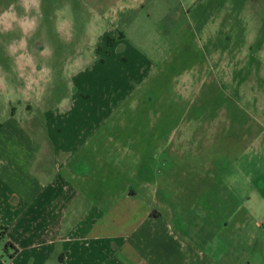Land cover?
Listing matches in <instances>:
<instances>
[{
  "label": "rangeland",
  "instance_id": "374dc122",
  "mask_svg": "<svg viewBox=\"0 0 264 264\" xmlns=\"http://www.w3.org/2000/svg\"><path fill=\"white\" fill-rule=\"evenodd\" d=\"M192 1L0 0V137L11 120L12 133H33L53 174L86 140L70 168L89 162L97 203L107 185L133 194L161 177V201L147 202L159 209L147 211L172 226L179 250L203 264H264V133L252 139L260 129L243 121L258 107L242 105L247 88L264 99V80L235 89L264 67V0ZM184 131L201 133L187 150ZM129 214L112 230L139 222ZM134 238L145 260L168 263L164 230Z\"/></svg>",
  "mask_w": 264,
  "mask_h": 264
},
{
  "label": "crops",
  "instance_id": "0c3cea01",
  "mask_svg": "<svg viewBox=\"0 0 264 264\" xmlns=\"http://www.w3.org/2000/svg\"><path fill=\"white\" fill-rule=\"evenodd\" d=\"M191 3L195 4V0ZM188 6L190 3H185L184 9H188ZM217 33L218 30L214 31L212 37ZM209 37L211 36H208L207 42H216ZM248 56L245 54L239 58L247 59ZM224 57L221 53L212 55L215 59ZM247 74L248 76L242 80L236 78L235 82L238 85L235 84V89H243L264 80V67L249 68ZM247 89L250 92L244 95L242 105L252 103L257 106L260 118L248 115L243 121L244 128L246 131L251 127L260 129L252 138L256 141L264 133V99L260 98L253 102L251 88ZM175 103L180 102L176 100ZM175 103L173 102V105ZM203 119L204 114L188 121L200 123ZM14 126L16 124L12 120L7 122L9 131L4 130L3 136L0 137V228H8L3 244L10 242L14 246L5 249L4 254L0 253V264H154L149 259H144V256L148 255L145 252L148 251L145 247L147 244L137 243L135 238L131 243L128 240L139 235L143 243L145 235H149L150 232L156 234L159 239L162 230L165 238L168 236L169 239L168 243L162 246L167 248L169 264H203L202 260L194 258L187 249L179 250L177 243L181 239L170 224L165 229L156 227V215L147 211L158 208H151L147 202L155 204L161 201L159 196L161 177L153 181L147 180L144 189L130 191L133 194H127V189L123 188L127 183L113 184L117 189L116 193L108 190V186L111 185H107V189L104 188V191L97 193L107 201H102L103 204L97 203L92 190L95 182L90 178L89 173L92 169L89 162L86 163L83 158V162L75 167L76 170L70 168L88 141L85 140L81 149L67 159L66 166L64 163L61 164V168L59 170L56 168L53 174L49 173L46 165L45 147L34 138L33 133L26 132L23 128L17 131L15 129L12 133L10 130ZM198 133L193 131L182 133L185 138L183 142L185 150L189 148L188 139L192 135L194 137L201 134ZM253 140H250V143ZM59 153L57 154L62 155ZM84 155L90 156V153ZM163 179H166V191L168 189L170 198L172 189L176 187L174 177L170 175ZM149 186L151 195L145 193V188ZM132 200H137L140 205L130 206ZM162 200L165 201L163 197ZM167 200L169 202L168 197ZM135 210L140 211L137 224H132L119 232L112 230L110 227L112 220L116 219L122 226L121 220H126L130 217L129 211ZM69 217L72 218L71 221L67 220ZM158 244L157 248L160 250L161 244L160 242ZM195 252L198 253L197 250Z\"/></svg>",
  "mask_w": 264,
  "mask_h": 264
},
{
  "label": "trees",
  "instance_id": "16d2710c",
  "mask_svg": "<svg viewBox=\"0 0 264 264\" xmlns=\"http://www.w3.org/2000/svg\"><path fill=\"white\" fill-rule=\"evenodd\" d=\"M114 43H115V39L109 38L108 42H107L108 48L110 49L114 45ZM102 61H105V60L102 59ZM166 94H167V91H163V95H166ZM178 108L183 109V107H181V106H178ZM7 231H8V228H6V227L0 228V242L5 240V236H6ZM7 248H14V246L12 243L8 242L5 245V249H7Z\"/></svg>",
  "mask_w": 264,
  "mask_h": 264
}]
</instances>
